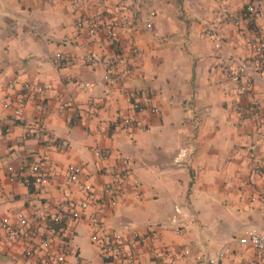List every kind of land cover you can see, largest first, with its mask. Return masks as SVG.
<instances>
[{"label": "crops", "instance_id": "0c3cea01", "mask_svg": "<svg viewBox=\"0 0 264 264\" xmlns=\"http://www.w3.org/2000/svg\"><path fill=\"white\" fill-rule=\"evenodd\" d=\"M247 2L86 0L76 11L69 0H0V264H29L23 252L37 237L18 231L9 246L1 222L18 227L34 213L48 252L66 249L61 264H104L89 236L105 185L117 188L119 204L104 207L101 224L127 237L138 252L134 264H163L148 250V235L171 264H264V254L238 243L247 230L264 229V202L251 201L264 192V70L252 72L251 89L239 94L222 68L249 59L250 42L264 33V2L252 24L234 25L222 12L238 14ZM97 13L104 18L94 35L76 27L79 14ZM112 19L126 21L115 36L106 33ZM87 53L121 54L110 72L118 82ZM21 95L26 107L15 118L7 101ZM140 98L158 113L133 109ZM126 116L131 127L121 123ZM251 145L261 161L249 155ZM123 157L130 176L119 174ZM71 163L82 167L72 184ZM32 164L44 176L38 186L28 183ZM84 199V216L53 220L60 204ZM226 245L229 254L211 263Z\"/></svg>", "mask_w": 264, "mask_h": 264}, {"label": "built area", "instance_id": "2783aa9c", "mask_svg": "<svg viewBox=\"0 0 264 264\" xmlns=\"http://www.w3.org/2000/svg\"><path fill=\"white\" fill-rule=\"evenodd\" d=\"M45 2H52L54 0H43ZM76 11H79L81 5L86 2V0H69ZM264 0H248L246 5L238 14H228L226 9H222V12L227 17L228 21L234 25H240L241 23L252 24L256 22L261 16V5ZM103 14L97 13L92 17H86L83 15H78L75 24L78 29H87L89 35H94L96 33L97 25L103 21ZM126 25L125 20L112 19L107 26L106 33L111 36H115V29L117 27ZM208 34H212V31H207ZM250 58L246 61L238 63L234 68H229L225 63L222 64V68L225 72L227 78L233 80L237 84V89L239 94H247L251 89L253 84V79L251 73L255 71L264 70V33L257 36L252 42H250ZM85 59L90 62H99L107 68L105 78L111 82H118V76L110 75L113 68L117 65L123 63V56L121 54L105 55L102 57H94L93 54L87 53ZM62 56L58 53L55 56V61H61ZM66 62L71 63L72 59L66 60ZM24 87L27 89H34L38 92H43L45 86L37 85L31 86L28 82L24 83ZM139 95V91H137ZM254 102L248 109V113L254 114L255 105ZM7 106L10 109L13 117H19L25 107L26 99L24 96H16L14 98H8ZM133 109L140 112H149L152 114L158 113L159 109L151 105L147 99L140 98L135 100L132 104ZM121 123L125 127H131L133 120L131 117H123ZM1 129V126H0ZM8 130V128H6ZM58 147L64 148L65 143H59ZM102 151L97 150L96 155L102 156ZM249 155L259 162L263 159L261 156L256 155L255 146L251 145L249 147ZM18 170L21 172L24 170V165L20 164ZM30 170L34 174L33 179L28 181L29 184L33 186H38L44 181V176L39 171L40 168L37 164H32ZM130 162L127 157L122 158V167L119 169V174L121 176H130ZM82 173V167L77 164H68L65 168V180L67 183H76L79 181ZM132 183L137 184V180L132 178ZM86 192L91 195L92 188L90 184H86ZM101 197L96 202L93 210V214L90 215V221L94 226V231L90 234L89 240L93 247L97 250L99 256L103 260L104 264H134L138 258V252L136 248L128 244L127 237L119 232H111L106 230L101 224V217L105 206L115 207L119 204L117 199V188L113 185H105L101 191ZM91 193V194H90ZM251 201L264 202V192L252 196ZM89 208V200L84 199L77 206L72 202L67 204H60L58 211L52 215L55 222H61L66 215L70 219H79L84 216L85 212ZM39 218L38 213H34L30 219L21 218L19 219V226L11 225L7 220L1 222V226L5 231L4 242L11 246L16 241V236L18 231H21L25 235L32 237H37L36 241L32 242L29 248H26L23 252V256L29 259V264H61L66 261L67 251L66 249L61 250L58 253H50L48 249L50 247V240L47 236L40 235L37 227V222ZM148 250L160 254L163 257L162 263H172V258L167 255L165 258V248L157 250L154 248V236L148 235ZM238 243L241 246H249L256 250L259 254H264V229L259 230L257 228H251L245 232L238 239ZM230 252V247L228 245L220 248L211 259V263H215L219 259H222ZM166 253H169L166 249ZM36 255H39L36 257Z\"/></svg>", "mask_w": 264, "mask_h": 264}]
</instances>
